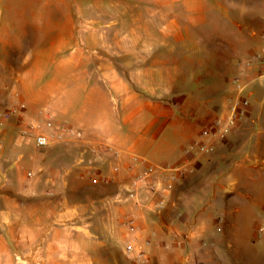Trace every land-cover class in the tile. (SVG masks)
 Segmentation results:
<instances>
[{
	"label": "crops",
	"instance_id": "1",
	"mask_svg": "<svg viewBox=\"0 0 264 264\" xmlns=\"http://www.w3.org/2000/svg\"><path fill=\"white\" fill-rule=\"evenodd\" d=\"M239 1L230 0V9L222 6L223 12L259 15L257 20L230 19L207 23L197 20L169 22L158 27L159 36H167V27L174 30L175 40L186 47L178 56L179 64L171 68L167 65L166 43L161 37L155 54L151 53V47L146 51L143 48L140 53L136 52L134 44H129V39L125 47L118 44L119 38H113L111 41L117 44H110L109 52H104L100 47L102 44L93 45L86 41L64 55L56 65V68H62L61 73L53 71L52 76L33 92L46 93L51 100L52 120L73 127L79 138L39 148L31 139L15 135L18 115L0 121V217L16 224L24 220L27 208L23 201L29 195L23 192V173L41 166L34 162L39 154L49 161L58 157L64 162L74 158L72 163L62 168L61 180L46 178L48 188L54 192L48 198L51 204L71 189L68 176L76 172L86 171L89 177H109V189L115 192L120 185L129 183L135 170L152 166L155 176L163 178L161 166L185 161V174L166 189L164 208L168 210L176 204L180 225L184 215L191 217L193 222L207 218L206 224L199 223L194 229L188 223L184 232L186 238L215 237L213 235L217 233L210 225L212 212L207 208L221 204L224 213L232 217L234 210L238 209L242 181L249 179L253 169L264 171V129L260 126L264 123V76H255L257 69L264 67V0ZM199 2L194 0L191 5L196 14L203 11ZM18 12L13 5H7L6 13ZM18 20L19 16L14 22L0 26L4 29L0 34L1 111L5 110L3 106H6L7 96L21 94L23 78L30 77L34 71L30 61L25 65L19 54L22 25ZM7 29L12 32L7 33ZM161 45L164 52L160 50ZM88 46L90 49L94 46L99 48L95 54H88ZM245 60L254 62L251 69L239 64ZM234 78L238 79L237 84L233 82ZM242 83L245 87L240 89L238 84ZM242 97L247 99L243 113L227 124L234 104ZM40 106L32 100L22 110L23 114L28 115V107L42 111ZM19 113L22 114L21 111ZM209 126L225 129L223 136L201 137V131ZM197 140L211 144L212 150L186 155V149ZM108 146L118 149L120 157L114 158ZM24 149H30L27 156ZM13 155H16L15 160ZM79 158L84 160L86 167L66 172ZM115 164L120 166L118 171L113 170ZM130 167L134 169L130 170ZM46 169L51 172L50 167ZM51 169L56 174L60 172L56 167ZM10 174L17 182H12ZM6 175L9 177L2 183L1 177ZM30 183L34 185V182ZM194 183L199 184L197 192H191V196L183 201V194L192 189ZM200 204L202 207L197 206ZM151 210L154 209L142 189L135 199L117 204L114 214L119 218L122 213H133L141 228V236L145 237L150 236L146 233V220L153 217ZM40 213H56L55 205L46 211L37 205L32 207L30 220L38 221ZM147 213L150 217H145ZM224 220L227 221L226 218ZM232 220L233 217L228 221ZM187 222L184 220L183 225ZM121 235L124 236L125 232ZM232 235L218 240L212 238V244H222L233 252L237 243L235 233ZM61 252L64 256L71 254L66 249ZM76 254L78 252L74 256ZM52 257L49 258L53 260ZM66 258L63 257V262L56 259L54 264L74 262V257L72 261Z\"/></svg>",
	"mask_w": 264,
	"mask_h": 264
},
{
	"label": "rangeland",
	"instance_id": "2",
	"mask_svg": "<svg viewBox=\"0 0 264 264\" xmlns=\"http://www.w3.org/2000/svg\"><path fill=\"white\" fill-rule=\"evenodd\" d=\"M193 1L0 0V26L5 22H14L19 16L18 21L22 25L19 37L22 46L19 54L23 63L26 65L30 61L34 70L30 77L23 78V92L9 95L5 99L6 106H3L5 108L3 111H11L6 120L18 115L17 124L20 120L41 124L44 112L53 113L48 95L35 94L33 91L39 89V86L52 76L53 71L58 70L61 73L62 68L60 66L56 68V65L78 44H84L86 41L93 45L102 44L100 47L105 52L110 50V44H117L111 39L119 38L118 44L125 47L129 39V44L135 45L136 52L142 53L143 48L146 51L147 47H151V53L155 54L158 53L161 37L166 43L167 65L171 68L179 64L178 56L186 47L180 45L181 41L175 40L174 30L167 27V36L162 34L159 36L158 27L169 22L197 20L206 23L230 19L255 21L259 16L224 13L221 7L227 6L226 8L230 9L228 4L230 0H199L203 11L196 14L191 7ZM7 5H13L19 12L6 13ZM2 32L4 29L0 27V34ZM6 32L12 31L7 29ZM162 47L161 45V51ZM98 48L99 46H94L90 49L88 46L86 52L95 54ZM42 65L44 68L39 69L38 66ZM32 100L37 101L43 110L28 107L26 116L22 110L29 106ZM58 102L60 104L62 102L59 97ZM19 109L22 114L19 113ZM260 126L264 129V123ZM15 135L26 139L18 135V128ZM29 151L30 149L23 150L26 156ZM13 157L15 160L16 155ZM38 157L34 162L46 168L50 167L51 172L49 169L45 170V167L37 166L23 173V192L29 195L23 201L24 207L27 208L24 210L26 213L20 224L5 221L0 217V264H54L57 262L56 259L62 261L63 257L67 256L71 260L75 252L80 256V264H141L135 262L123 250L126 233L124 236L121 235L125 232L122 216L126 212L118 218L114 214L116 205L108 210L99 206V200L111 196L114 191L103 184L100 177L92 175L89 177L86 174L81 179L76 172L70 176L66 175L70 177L71 189L65 192L63 197H57L54 203H48V198L52 197L54 192L48 188L46 178L57 177L61 180L62 168L72 163L74 158L64 162L60 157L53 161L40 154ZM52 167L58 168L59 174L52 171ZM256 170H252L248 180L242 181V194L238 196V209L234 210L232 221H228L232 217L224 213L221 204L207 208L212 212L210 225L217 233L213 235L215 237L186 238L184 232L188 228V223L194 229L199 223L206 224L208 220L202 217L200 221L193 222L191 217L184 215L181 217L180 225L178 223L180 216L175 211L176 204L168 210L165 208L162 211L151 210L153 217L146 220V225H149L146 226V233L150 236H141V228L139 233L141 241L150 240L146 245L149 261L145 264H264V231H258L260 226H264V171ZM8 177L9 175L1 177V182L7 181L5 178ZM10 178H13L12 182H17L13 175ZM31 181L34 185L30 183ZM198 186V183H194L192 189L183 194L182 200L191 196V192L196 193ZM36 205L45 211L55 205L56 213H40L37 216L38 221H31L29 212ZM197 206L202 207L201 204ZM146 216L150 217V214L147 213ZM184 220L188 221L185 226ZM233 233L236 235L234 240L237 243L233 252L222 244H212L213 239L218 240ZM179 239L183 241L179 242ZM64 249L69 250L71 254L64 256L61 252ZM50 256H53L54 262ZM71 264L75 263L72 261Z\"/></svg>",
	"mask_w": 264,
	"mask_h": 264
},
{
	"label": "built area",
	"instance_id": "3",
	"mask_svg": "<svg viewBox=\"0 0 264 264\" xmlns=\"http://www.w3.org/2000/svg\"><path fill=\"white\" fill-rule=\"evenodd\" d=\"M242 67L251 69L254 62L251 60L242 61L239 63ZM256 77L264 76V67L257 69ZM234 83H238V79H233ZM238 87L243 89L245 84H238ZM247 104V99L241 98L234 104L231 114L229 116L227 124L232 123L237 117H239ZM11 111L0 110V121H5L10 116ZM44 118L39 123L26 122L20 120L17 124L18 135L24 138L31 139L36 147H47L56 143L67 142L79 138L78 132L71 126L63 123H55L52 120V115L49 112H44ZM225 129L217 128L215 126H209L204 128L200 136H210L213 138H220L223 136ZM194 148V150L192 149ZM212 145L202 142L201 140L194 141L190 148L186 149V155H193L195 152H207L212 150ZM108 150L114 158L120 157V151L114 147L108 146ZM187 160V159H186ZM76 167H86L84 160L79 158L74 162L66 172H70ZM120 166L113 165V170L118 171ZM134 169L130 167V170ZM164 172L163 178L155 176V168L152 166L147 167L141 171H133V176L127 185H120L118 189L109 197H103L99 200V206L105 210L110 207L122 203L126 200H133L136 198L137 193L144 189L147 193V197L154 210L161 211L167 202L166 189H169L171 185L179 180L187 171V167L184 162L169 164L161 166ZM86 171L79 173V178H84ZM100 180L103 184L108 185L110 178L107 176H101ZM122 224L125 228V238L123 242L124 252L130 256L135 262L145 264L149 261L148 254L146 252V245L150 243L149 239L141 241L140 239V227L137 217L131 213L126 212L122 216ZM259 232L264 231V226L258 228ZM183 241L182 239L178 240Z\"/></svg>",
	"mask_w": 264,
	"mask_h": 264
},
{
	"label": "bare ground",
	"instance_id": "4",
	"mask_svg": "<svg viewBox=\"0 0 264 264\" xmlns=\"http://www.w3.org/2000/svg\"><path fill=\"white\" fill-rule=\"evenodd\" d=\"M51 248V247H50ZM54 248V247H53ZM52 254H53V252H52ZM44 257V256H43ZM68 257V256H67ZM30 259H32V257L30 258ZM36 259V258H35ZM67 259V258H66ZM72 260H74V263L75 264H80L79 263V260H80V256L78 255V254H76L75 256H74V259H72ZM78 262V263H77Z\"/></svg>",
	"mask_w": 264,
	"mask_h": 264
}]
</instances>
